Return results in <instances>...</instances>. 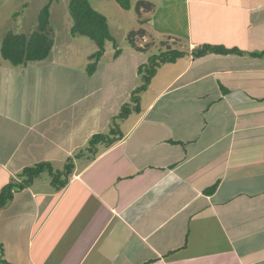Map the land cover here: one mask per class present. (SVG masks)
Instances as JSON below:
<instances>
[{
	"label": "crops",
	"instance_id": "crops-1",
	"mask_svg": "<svg viewBox=\"0 0 264 264\" xmlns=\"http://www.w3.org/2000/svg\"><path fill=\"white\" fill-rule=\"evenodd\" d=\"M138 1L152 4L136 41L145 50L128 42L115 56L108 41L92 74L97 45L71 34L59 42L55 30L47 59L0 60V189L36 162L61 168L93 134L108 131L141 82L139 66L162 42L242 52L162 64L140 93L141 111L118 121V142L91 162L77 158L61 190L44 174L1 209L5 258L264 264V0ZM26 11L13 12L15 32L37 25Z\"/></svg>",
	"mask_w": 264,
	"mask_h": 264
},
{
	"label": "trees",
	"instance_id": "trees-1",
	"mask_svg": "<svg viewBox=\"0 0 264 264\" xmlns=\"http://www.w3.org/2000/svg\"><path fill=\"white\" fill-rule=\"evenodd\" d=\"M56 0H49L40 10L38 23L29 33H18L8 31L0 45V60L5 59L11 64L23 65L29 62L43 61L47 59L54 45V30L51 27V5ZM121 8L125 10L134 9L138 22L144 23L141 18L142 10H149L152 4L147 1H138L133 4V0H116ZM69 13L72 17L71 35H84L95 41L97 49L89 56L87 72L92 74L97 68V64L106 50V42L111 41L117 56L121 52L114 38L108 17L102 12L96 10L90 0H69ZM146 30L140 26L128 33V42L131 46L141 50L136 41L143 38ZM165 48L159 50L157 54H152L148 60L139 66L140 84L133 90L130 99L124 102L117 114L114 116L108 131L93 134L86 144L74 151L63 163L61 168L56 167L50 161H40L23 167L15 176H13L0 189V211L7 206L14 198L15 194L26 187L44 174L50 178L51 185L56 190L64 188L69 180L70 175L75 169V160L84 157L87 162L96 159L102 149L109 148L118 142L124 135L119 128L118 121L127 118L133 112H140V93L147 90L151 79L157 72V69L165 63H173L177 59L184 57L186 54H192L194 57H201L207 53L228 54L241 53L242 51L235 47H225L222 45L205 44L200 48L188 50L181 47L179 40L173 41L172 45H165ZM148 46V45H147ZM216 188L213 186L212 192ZM0 264H13L5 258L3 242L0 239Z\"/></svg>",
	"mask_w": 264,
	"mask_h": 264
},
{
	"label": "rangeland",
	"instance_id": "rangeland-1",
	"mask_svg": "<svg viewBox=\"0 0 264 264\" xmlns=\"http://www.w3.org/2000/svg\"><path fill=\"white\" fill-rule=\"evenodd\" d=\"M19 1L20 0H0V45L3 39L2 37L4 36L6 31L8 32L10 30L11 31L13 30V32H15L21 30V28H18L19 26L17 25L19 18L13 16V12L19 11L21 13L23 10L24 11L27 10L26 13L28 12L27 14L29 16L38 18L41 8L46 3L49 2V0H26L29 3V8H26L27 6L18 7ZM90 2L95 9H99L102 12H107V14L109 15L108 20L111 26V31L113 33L114 38L117 41L119 48L127 45L128 33L131 30L143 26L138 22V18L134 9L125 10L121 8V6L118 5L115 1L114 3L116 7H113L112 5L110 6L111 1L109 0H90ZM68 4H69V0H56L52 3L50 8L51 27L53 30L59 33L58 34L59 42L64 41L65 37H67L68 34H71L70 27L72 26L73 21L69 13ZM165 13L167 12H164L163 10L162 16H164ZM67 14H68V19H67ZM69 37L70 35H68V38ZM78 38L82 40H88L90 44L93 45L96 44L94 40H92L87 36L81 35ZM112 50H115V48L113 47ZM152 53L157 54L158 52L154 50L152 51Z\"/></svg>",
	"mask_w": 264,
	"mask_h": 264
}]
</instances>
